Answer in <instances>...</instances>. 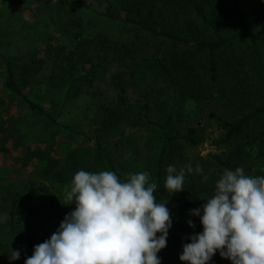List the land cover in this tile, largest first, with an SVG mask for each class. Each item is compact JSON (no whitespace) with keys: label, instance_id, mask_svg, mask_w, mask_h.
Listing matches in <instances>:
<instances>
[{"label":"rangeland","instance_id":"374dc122","mask_svg":"<svg viewBox=\"0 0 264 264\" xmlns=\"http://www.w3.org/2000/svg\"><path fill=\"white\" fill-rule=\"evenodd\" d=\"M242 1L252 29L264 35V0ZM217 20L224 32L232 31L227 18ZM200 26L209 37L211 31ZM6 59L28 97L45 106L56 121L32 115L5 87ZM221 59L215 79L205 55L98 16L73 0H0V214L6 216L0 222V264H14L9 260L14 247L8 216L12 202L28 195L15 214L20 253L28 256L73 210L72 204L61 203L67 185L53 182L52 176L72 152L95 149L98 142L114 149L118 169L126 177L147 171L150 182L157 183L164 133L177 137L168 146L166 169L175 165L179 171L189 163L193 169L197 164L203 168L202 174L186 172L185 190L176 193L190 200L214 195L225 168L220 161L239 164L246 175H264V112L242 138L228 141L223 128L225 121L264 107V45L244 39ZM157 63L167 65L174 79L166 77ZM116 74L127 96L121 110L131 111L125 121L117 110ZM193 128L198 130L197 145L182 138ZM166 176L165 170L163 186ZM42 185L50 187V195L60 204L34 191ZM156 197L157 202L169 201L171 235L176 207ZM189 212L183 218L181 241L163 256L162 264H181L183 245L203 230L199 217Z\"/></svg>","mask_w":264,"mask_h":264},{"label":"clouds","instance_id":"9594fccd","mask_svg":"<svg viewBox=\"0 0 264 264\" xmlns=\"http://www.w3.org/2000/svg\"><path fill=\"white\" fill-rule=\"evenodd\" d=\"M166 171L164 187L174 195L185 190L186 172L202 174L203 168L189 163ZM156 189L147 171L121 179L115 171L79 170L60 199L75 208L49 239L34 246L25 264H162L158 254L167 246L173 219L169 201L157 202ZM201 199L206 202L189 215L199 217L203 230L189 237L179 259L210 264L219 252L232 264H264V175L224 168L214 195ZM5 219L0 214V222ZM188 224L195 229L192 219ZM9 253L10 261L21 256L13 248Z\"/></svg>","mask_w":264,"mask_h":264},{"label":"trees","instance_id":"16d2710c","mask_svg":"<svg viewBox=\"0 0 264 264\" xmlns=\"http://www.w3.org/2000/svg\"><path fill=\"white\" fill-rule=\"evenodd\" d=\"M73 2L77 6L86 9L89 8L91 12L98 16H104L116 22H121L123 25L149 35L150 37L162 38L170 43L183 45L189 50H194V54L205 55L208 61L209 72L212 73L215 79H218L220 76L219 71L222 54H225L233 44L244 39H252L264 45V35L252 29L249 14L246 12L242 0H90V2L89 0H73ZM207 8L212 9V11L210 12ZM218 16L225 17L230 21L231 32L226 33L223 31L221 23L217 20ZM200 25L211 31L209 37L201 30ZM4 64L6 68L5 87L11 94L20 99L32 115L53 122L56 121L52 113L45 106L30 99L24 92L11 61L6 59L4 60ZM177 64L183 63L177 62ZM157 67L166 77L171 80L174 79L167 65L157 63ZM113 81V85L120 93L119 107L117 109L119 110V117L123 121L128 120L131 118V111L129 109L121 110V107L127 105V96L121 76L116 74ZM262 112H264V107L249 112L234 122L225 121L223 128L226 130V139L229 141L242 138L254 119ZM144 115L145 121L149 122L150 120L146 118L147 115ZM117 124L118 122H116ZM114 129L113 127L110 128L107 133L112 135ZM197 131V128L189 129L188 134L182 138L190 144L197 145L198 140L195 137ZM164 134L166 138L164 139L161 156L156 166L157 189L154 195L170 200L175 205L177 212L174 230L168 236L167 246L158 254L161 260L169 250L171 251L181 241L180 231L184 215L191 209L201 207L206 202L201 198L190 200L180 194L175 193L172 195L163 186L164 172L166 170L165 158L168 154V146L174 140L178 139L177 137H168L166 133ZM102 137L100 135L96 139L99 140ZM96 146L95 149L88 147L83 151L72 152L66 158L63 167L52 176L53 182L68 185L74 174L81 169L89 172L110 170L115 171L121 179L128 178L118 169L114 157V149H109L108 145L102 142H98ZM219 165L235 170L239 164H232L230 160H226L223 162L220 161ZM34 191L49 196L48 198L51 199V203L60 204L55 196L50 195V187L48 185L39 186ZM26 198H28V195L16 198L8 211L9 221L13 231V249L19 251L20 238L16 232L15 214L18 203ZM74 208L75 204H72L71 209ZM30 256L32 254L28 256L21 254L18 260L12 262L14 264H25V260ZM181 262V264H186V262ZM210 264H232V262L229 259L222 258L219 252H217Z\"/></svg>","mask_w":264,"mask_h":264}]
</instances>
